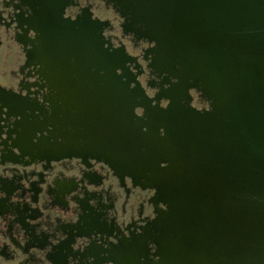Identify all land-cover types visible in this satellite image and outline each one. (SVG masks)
<instances>
[{"label": "water", "instance_id": "95a60500", "mask_svg": "<svg viewBox=\"0 0 264 264\" xmlns=\"http://www.w3.org/2000/svg\"><path fill=\"white\" fill-rule=\"evenodd\" d=\"M107 3L124 35L151 44L144 58L163 80L154 96L135 78L132 86L125 72L135 58L106 47L107 22L64 21L41 1L46 17L27 63L39 66L43 102L61 116L40 120L26 97L0 100V111L25 120L9 155L0 151V264H79L77 243L105 236L117 242L101 247L97 264H264V0ZM191 90L207 107L192 104ZM71 104L85 106L75 119L101 121V139L52 141L51 121L64 125ZM90 157L154 191V216L139 231L117 238L103 227L100 185L82 182L93 191L82 197L64 181L51 198L39 178L45 163L78 170Z\"/></svg>", "mask_w": 264, "mask_h": 264}, {"label": "flooded vegetation", "instance_id": "af4514ba", "mask_svg": "<svg viewBox=\"0 0 264 264\" xmlns=\"http://www.w3.org/2000/svg\"><path fill=\"white\" fill-rule=\"evenodd\" d=\"M41 1L2 0V3H0V85L4 89L0 88V100H4L5 95L26 97V99L34 102L35 115L40 120L47 113L53 115L56 113L55 116H61L57 108L58 105H49L43 102V99L48 97L49 92L46 81L40 75L39 66L27 63V53L33 49L34 44L38 45L40 42L38 38L41 35L42 27L38 21H42V18L46 17V15L39 13ZM51 2L53 3L52 11H63L62 19L64 21L74 20L78 16L88 18L91 15L94 19L107 22L103 30L106 47L110 45L112 50L124 45L128 53L135 58V61L127 63L130 71L125 72V75H127L125 79L132 81L131 85L133 86V79L135 78L140 81L150 96H154L163 77L152 74L147 67L149 61L144 58L145 50L151 44L137 40L131 35H124L120 26L121 19L111 5L107 3V0H51ZM33 25L36 27V31L32 28ZM137 62L143 67L140 71L135 68ZM121 73V71H118V74ZM191 93L193 95L192 104L195 107L199 109L207 107V103L199 99L195 91L191 90ZM166 104L167 101L161 102L163 106ZM59 105L62 104L59 103ZM83 105L62 106L69 110V119L63 125L58 121V117L53 118L51 121L52 141L59 138V140L70 143L88 142L91 139L98 140L102 138L101 121L84 122L75 119L78 112L84 109L85 106ZM137 112L141 113V109H137ZM28 121L32 122V118L30 117ZM24 124L25 120L21 116L17 118L13 114L7 115L3 110L0 111V132H5L0 137V151L5 155H9L11 149L12 138L9 135L12 134L15 138L16 132H19ZM44 165L49 168L45 172L46 175H40L39 178L48 184L47 190L51 198L55 196L57 184L64 181L73 186H79L82 197L93 194V191H87L84 183L91 181L100 185L99 193H95L98 197L103 198L102 202L104 203L99 210L101 214L100 223L108 230H112L117 238H122L124 234L130 236V232L139 231V226L144 225L148 219L154 216L153 208L149 203L154 191L142 190L139 186H133L131 179L128 177L122 180L116 178L113 174L114 171L101 161L90 157L84 164H79L78 170H72L74 166L69 164L65 171L54 169V163L51 165L45 163ZM35 166L34 170L36 172L44 171L43 165L38 164ZM6 176L8 175L6 174ZM87 212V209H82V214ZM140 212L141 215L139 216ZM49 238L50 241H55L52 236ZM104 240L103 242L94 237L92 240H86L85 243H77L75 253L81 258L79 264H97L98 260L104 256L101 247L108 249L111 244L117 242L116 239L112 238L110 239L112 241L107 240L106 236ZM85 247L88 251L91 247L97 250V253L95 252L97 256L82 257L86 250Z\"/></svg>", "mask_w": 264, "mask_h": 264}, {"label": "snow or ice", "instance_id": "6c2138e0", "mask_svg": "<svg viewBox=\"0 0 264 264\" xmlns=\"http://www.w3.org/2000/svg\"><path fill=\"white\" fill-rule=\"evenodd\" d=\"M0 3H2V0H0Z\"/></svg>", "mask_w": 264, "mask_h": 264}, {"label": "bare ground", "instance_id": "6f19581e", "mask_svg": "<svg viewBox=\"0 0 264 264\" xmlns=\"http://www.w3.org/2000/svg\"><path fill=\"white\" fill-rule=\"evenodd\" d=\"M73 115V114H72ZM76 115V114H75Z\"/></svg>", "mask_w": 264, "mask_h": 264}]
</instances>
